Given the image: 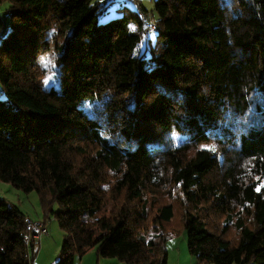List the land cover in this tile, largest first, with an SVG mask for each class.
<instances>
[{
  "label": "trees",
  "instance_id": "trees-1",
  "mask_svg": "<svg viewBox=\"0 0 264 264\" xmlns=\"http://www.w3.org/2000/svg\"><path fill=\"white\" fill-rule=\"evenodd\" d=\"M1 4L0 180L57 219L56 264H167L183 231L194 264H264V0ZM29 221L0 199V264H32Z\"/></svg>",
  "mask_w": 264,
  "mask_h": 264
},
{
  "label": "rangeland",
  "instance_id": "rangeland-1",
  "mask_svg": "<svg viewBox=\"0 0 264 264\" xmlns=\"http://www.w3.org/2000/svg\"><path fill=\"white\" fill-rule=\"evenodd\" d=\"M99 2H105L107 11L100 17L101 21L109 20L113 17L123 15L128 12H135L138 13L140 16H144V13H146L147 17L146 22L152 21L154 18L155 12H154V1L155 0H97ZM141 4V5H140ZM6 4L0 5V16L2 18H7L6 14ZM150 23V22H149ZM150 36H153L152 33H150ZM1 40V39H0ZM5 96L2 93V89L0 86V99L5 100ZM0 199H6L12 204L17 205L23 213H25L28 216V219L32 222H41L44 216V212L42 210L39 196L37 192L31 191V192H24L15 186H13L11 183L4 182L0 180ZM57 206L55 205V209ZM46 218L45 226L48 230V234L41 236L40 238H48L50 240V244H55L57 240L63 239L64 232L60 229L57 219L54 217L53 214H48ZM39 238V239H40ZM38 248L39 242L36 240ZM167 250L170 254L171 258L174 256V259L177 257L179 251L181 252V258L183 264H188V258L190 255L187 247V234L186 232H182L181 234H177L170 238L167 242ZM46 247H44L43 252H45ZM41 253L39 255V262H41V257L44 256V253ZM48 253H52V249L50 248ZM32 254V255H31ZM35 252L32 250L30 251V255L34 256ZM192 258V257H191ZM113 259V258H112ZM169 259V260H170ZM57 260V259H56ZM56 260L53 261V264H56ZM116 260V259H113ZM192 264H194V259ZM119 264H125L124 262L117 261ZM45 264V263H43ZM208 264V263H203Z\"/></svg>",
  "mask_w": 264,
  "mask_h": 264
},
{
  "label": "crops",
  "instance_id": "crops-1",
  "mask_svg": "<svg viewBox=\"0 0 264 264\" xmlns=\"http://www.w3.org/2000/svg\"><path fill=\"white\" fill-rule=\"evenodd\" d=\"M37 240L39 242V246L34 254L32 264H43V263L53 264V261L59 258L61 240L60 239L57 240L55 244L52 245L50 244V240H48V238L43 237ZM44 247H46L45 252H43ZM50 248L52 249V253L47 252ZM42 252L44 253V256L41 257V262H39V255H41ZM170 258L171 256L168 253L167 264H183L180 251L175 259L174 256L172 257V259ZM113 259L100 257L97 255V252L95 250H91L87 254H85L82 258L77 259L75 264H119V262H116L117 259L116 260ZM191 259L193 258L189 256L187 261L188 264L193 263L192 262L193 260Z\"/></svg>",
  "mask_w": 264,
  "mask_h": 264
},
{
  "label": "built area",
  "instance_id": "built-area-1",
  "mask_svg": "<svg viewBox=\"0 0 264 264\" xmlns=\"http://www.w3.org/2000/svg\"><path fill=\"white\" fill-rule=\"evenodd\" d=\"M28 236L26 238L27 243L32 239H39L41 236L47 235L48 230L45 225L41 222H31L27 223Z\"/></svg>",
  "mask_w": 264,
  "mask_h": 264
}]
</instances>
